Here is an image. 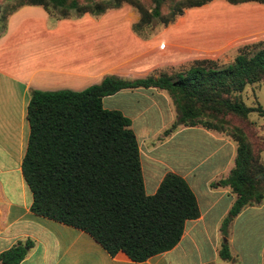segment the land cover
<instances>
[{
    "label": "crops",
    "instance_id": "0c3cea01",
    "mask_svg": "<svg viewBox=\"0 0 264 264\" xmlns=\"http://www.w3.org/2000/svg\"><path fill=\"white\" fill-rule=\"evenodd\" d=\"M137 20L127 5L61 19L41 6L23 5L6 17L0 34V252L28 238L33 245L18 264H264V198L232 219L227 237L219 230L233 194L210 183L227 174L235 143L201 126L177 127L163 136L176 114L169 94L154 87L120 89L101 103L130 121L145 194L172 172L194 195L198 216L184 222L171 249L140 262L121 251L109 255L84 231L29 210L31 194L20 163L32 90L78 91L106 75L140 78L223 55L228 62L239 45L264 39V4L253 1L211 0L142 36L133 30ZM224 241L228 260L218 256Z\"/></svg>",
    "mask_w": 264,
    "mask_h": 264
},
{
    "label": "trees",
    "instance_id": "16d2710c",
    "mask_svg": "<svg viewBox=\"0 0 264 264\" xmlns=\"http://www.w3.org/2000/svg\"><path fill=\"white\" fill-rule=\"evenodd\" d=\"M211 0H0V34L6 17L23 5H38L55 19L88 13L93 16L127 4L138 15L133 30L145 35L165 26L187 8ZM230 4L264 0H224ZM264 84V39L236 48L232 59L192 60L169 73L140 78L106 75L84 89L29 93V133L20 172L31 194L29 210L87 233L109 255L123 252L130 260L171 249L186 220L198 216L193 193L178 174L167 172L152 194H145L138 146L129 119L103 108L104 96L125 88L154 87L171 97L175 119L163 130L201 126L235 143L227 174L210 185L226 187L233 200L219 230L227 237L232 219L246 206L264 198V136L248 118L264 117V105L246 106L239 93L246 85ZM26 238L0 252V264H18L32 247ZM230 259L226 241L218 249Z\"/></svg>",
    "mask_w": 264,
    "mask_h": 264
},
{
    "label": "rangeland",
    "instance_id": "374dc122",
    "mask_svg": "<svg viewBox=\"0 0 264 264\" xmlns=\"http://www.w3.org/2000/svg\"><path fill=\"white\" fill-rule=\"evenodd\" d=\"M123 5H127V4H123ZM157 27H161V26L156 25L154 28H157ZM247 43H249V42H247ZM203 59H206V58H203ZM215 60H217V62H219V63H226L227 62V55H223L221 58H218ZM239 98L248 107L254 106L255 103H258V104L263 106L264 105V84L259 82V83H255V84H251V85H246L243 88V90L239 93ZM248 118L256 124L257 129H258V134L264 136V117L257 115V113L254 111H251L248 113ZM261 154H262L261 157L264 160V151H262ZM253 252H254V254H252V255H255L257 251L254 250ZM252 258L255 259L254 256Z\"/></svg>",
    "mask_w": 264,
    "mask_h": 264
}]
</instances>
